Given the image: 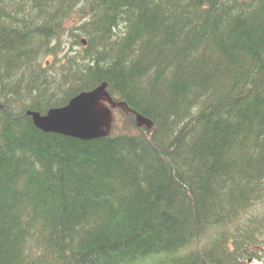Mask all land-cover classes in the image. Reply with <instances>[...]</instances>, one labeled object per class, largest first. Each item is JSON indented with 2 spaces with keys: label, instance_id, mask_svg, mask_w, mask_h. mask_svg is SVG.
I'll return each mask as SVG.
<instances>
[{
  "label": "trees",
  "instance_id": "1",
  "mask_svg": "<svg viewBox=\"0 0 264 264\" xmlns=\"http://www.w3.org/2000/svg\"><path fill=\"white\" fill-rule=\"evenodd\" d=\"M102 81L152 128L117 109L83 140L26 113ZM263 247L264 0H0V264H247Z\"/></svg>",
  "mask_w": 264,
  "mask_h": 264
},
{
  "label": "water",
  "instance_id": "2",
  "mask_svg": "<svg viewBox=\"0 0 264 264\" xmlns=\"http://www.w3.org/2000/svg\"><path fill=\"white\" fill-rule=\"evenodd\" d=\"M102 83L94 89L81 92L61 107H53L43 115L38 112H28L34 124L44 131H54L80 139H91L109 134L113 123L111 108L119 107L126 112H132L137 126L147 128L152 121L144 115L129 108L123 101H113ZM104 101L110 107L104 105Z\"/></svg>",
  "mask_w": 264,
  "mask_h": 264
},
{
  "label": "bare ground",
  "instance_id": "3",
  "mask_svg": "<svg viewBox=\"0 0 264 264\" xmlns=\"http://www.w3.org/2000/svg\"><path fill=\"white\" fill-rule=\"evenodd\" d=\"M138 5V4H137ZM63 12V11H62ZM134 21V20H133ZM142 26V25H141ZM84 32V31H83ZM65 36V35H64ZM66 37V36H65ZM68 40H69V38H68ZM47 43V42H46ZM76 45V44H75ZM77 46V45H76ZM42 47V46H41ZM40 47V48H41ZM76 49V48H75ZM46 50V49H45ZM40 55V54H39ZM42 55V54H41ZM45 55V54H44ZM68 61V60H67ZM30 66V65H29ZM5 68V67H4ZM35 70V69H34ZM38 73V72H37ZM22 74H24V73H22ZM26 74V73H25ZM17 76V75H16ZM37 77V76H36ZM27 79H28V77H27ZM28 85V84H27ZM27 88V87H26ZM36 88V87H35ZM37 90V89H36ZM33 94V93H32ZM11 105V104H10ZM4 107V106H3ZM103 137V136H102ZM22 149V148H21ZM13 156V155H12ZM24 165V164H23ZM25 167V166H24ZM28 177V176H27Z\"/></svg>",
  "mask_w": 264,
  "mask_h": 264
},
{
  "label": "rangeland",
  "instance_id": "4",
  "mask_svg": "<svg viewBox=\"0 0 264 264\" xmlns=\"http://www.w3.org/2000/svg\"><path fill=\"white\" fill-rule=\"evenodd\" d=\"M254 264H264V256L260 258L258 262H255Z\"/></svg>",
  "mask_w": 264,
  "mask_h": 264
}]
</instances>
